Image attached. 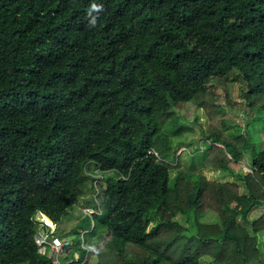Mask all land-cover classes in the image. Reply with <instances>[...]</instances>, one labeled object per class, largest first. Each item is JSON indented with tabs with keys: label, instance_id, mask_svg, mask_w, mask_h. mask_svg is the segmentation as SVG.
Wrapping results in <instances>:
<instances>
[{
	"label": "trees",
	"instance_id": "1",
	"mask_svg": "<svg viewBox=\"0 0 264 264\" xmlns=\"http://www.w3.org/2000/svg\"><path fill=\"white\" fill-rule=\"evenodd\" d=\"M200 109L264 120V0H0V264H55L35 216L62 222L86 181L101 197L90 246L107 240L96 264H264V214L249 216L264 149L247 128L210 123L204 158L171 176L172 136ZM91 165L119 177L95 183Z\"/></svg>",
	"mask_w": 264,
	"mask_h": 264
},
{
	"label": "rangeland",
	"instance_id": "2",
	"mask_svg": "<svg viewBox=\"0 0 264 264\" xmlns=\"http://www.w3.org/2000/svg\"><path fill=\"white\" fill-rule=\"evenodd\" d=\"M243 85V84H242ZM243 87V86H242ZM231 96L234 101L237 103L244 102V98L240 92V88L238 87L235 81H231L230 83ZM223 98V95H221ZM213 123L220 127L225 134L229 136H235L238 133L242 132L247 128L251 135V140L255 143L258 151H262L264 149V120L258 119V117H252L251 115L246 114H235L231 111H226L221 113L218 117L213 120H210L203 109L198 111V119L197 123H189V126L193 129L192 132H186L181 135H173L172 136V144L174 147L178 148V154H180L181 163L177 164L176 162L171 169L172 178L177 175L180 170L190 171V162L194 159V162L199 164L201 160L204 158L206 154V145L204 141V131L208 128L209 124ZM248 123V126L244 125ZM169 125V124H168ZM171 125H169L170 127ZM183 141H186L188 144L183 146H179V144ZM193 149L192 151H187L186 148ZM244 161L242 162H234L232 163V169L235 171L244 172L250 171L251 168V158L246 155L244 157ZM190 161V162H189ZM94 165L89 167V171L93 172L95 168ZM192 171V170H191ZM204 174L207 175L210 179H219L226 180L227 177H224V172H216L213 169H205ZM101 177L106 179L109 178L111 180H116L119 177V173L117 171L110 172H100ZM104 180V179H102ZM102 182V181H100ZM104 183L106 182L103 181ZM80 194L77 195V201L72 206L69 211V214L63 219L62 222L55 224L56 233H60L62 237H67L72 241V246L74 250V258L79 259L84 255V246L89 247L90 253L88 256V260L85 264H96L98 261V253L105 250L107 245V240L105 239L103 242L99 243L96 247L91 248L90 241L97 239L99 235V229L93 231L90 228V224L92 225V217L87 214L94 213V209H99L101 197L97 194V190L95 188V193L91 192V182L86 181L80 190ZM241 191L244 192L245 188L241 187ZM90 206V207H87ZM94 208V209H92ZM264 214V202L254 208L250 213V218H257ZM40 218V217H39ZM41 220H45L44 217L40 218ZM181 219V218H180ZM204 221L213 222L217 220V216L214 213L210 212L202 217ZM46 221V220H45ZM47 222V221H46ZM49 223V222H48ZM53 224V223H50ZM94 225V224H93ZM92 225V226H93ZM91 226V227H92ZM82 227L84 228L82 230ZM75 229L74 233L71 230ZM259 245L263 253L264 257V230L259 232ZM60 261H64L69 259L65 258L64 254L59 255ZM84 264V262H82ZM207 264H212L210 259H207Z\"/></svg>",
	"mask_w": 264,
	"mask_h": 264
},
{
	"label": "built area",
	"instance_id": "3",
	"mask_svg": "<svg viewBox=\"0 0 264 264\" xmlns=\"http://www.w3.org/2000/svg\"><path fill=\"white\" fill-rule=\"evenodd\" d=\"M100 172V169L96 168L94 170V176L96 177L95 183L102 178L99 174ZM43 216L44 214L41 212L37 213L35 216L36 221L39 222V229L35 235V241L39 247V251L43 254H48L49 257H52L55 264H68L72 261V259L60 261L59 255L64 254L65 258H67L72 247V241L67 237L58 235L56 233L55 224H50L45 220H41L40 218ZM45 225H47L48 228H46ZM84 248H86V246H84Z\"/></svg>",
	"mask_w": 264,
	"mask_h": 264
},
{
	"label": "clouds",
	"instance_id": "4",
	"mask_svg": "<svg viewBox=\"0 0 264 264\" xmlns=\"http://www.w3.org/2000/svg\"><path fill=\"white\" fill-rule=\"evenodd\" d=\"M94 170H95V169H94ZM103 178H104V177H102L101 179H103ZM101 179H99V180H101ZM99 180H98V181H99ZM94 211H95V210H94ZM76 252H77V251H76ZM76 260H77V259H76Z\"/></svg>",
	"mask_w": 264,
	"mask_h": 264
},
{
	"label": "crops",
	"instance_id": "5",
	"mask_svg": "<svg viewBox=\"0 0 264 264\" xmlns=\"http://www.w3.org/2000/svg\"><path fill=\"white\" fill-rule=\"evenodd\" d=\"M54 224V223H53ZM58 235H60V233H57Z\"/></svg>",
	"mask_w": 264,
	"mask_h": 264
},
{
	"label": "bare ground",
	"instance_id": "6",
	"mask_svg": "<svg viewBox=\"0 0 264 264\" xmlns=\"http://www.w3.org/2000/svg\"><path fill=\"white\" fill-rule=\"evenodd\" d=\"M44 217V216H43ZM47 221V220H46ZM48 222V221H47Z\"/></svg>",
	"mask_w": 264,
	"mask_h": 264
}]
</instances>
